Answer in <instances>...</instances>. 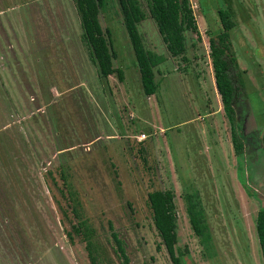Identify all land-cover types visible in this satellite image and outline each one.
Returning <instances> with one entry per match:
<instances>
[{
	"label": "rangeland",
	"instance_id": "obj_1",
	"mask_svg": "<svg viewBox=\"0 0 264 264\" xmlns=\"http://www.w3.org/2000/svg\"><path fill=\"white\" fill-rule=\"evenodd\" d=\"M189 1L199 33L185 31L183 60L168 54L140 0L144 46L165 56L147 95L119 0H103L99 20L122 80L98 74L75 0H0V264H91L71 226L79 218L92 227L98 264H172L152 221L154 188L174 190L182 264H263L255 220L264 207V0ZM219 8L235 22L242 156L209 55ZM193 189L212 234L207 245L186 214L183 194Z\"/></svg>",
	"mask_w": 264,
	"mask_h": 264
},
{
	"label": "trees",
	"instance_id": "obj_2",
	"mask_svg": "<svg viewBox=\"0 0 264 264\" xmlns=\"http://www.w3.org/2000/svg\"><path fill=\"white\" fill-rule=\"evenodd\" d=\"M80 12L82 26L81 38L88 49L90 59L97 64L98 74L108 77L116 73L119 80L124 78L123 70L112 63L116 56L113 48L109 28L103 30L99 20L100 7L103 0H75ZM122 9V22L129 37L136 64L140 74V80L145 94L155 92V67L161 63L165 56L144 46L141 34L138 30V22L146 17V11L140 0H119ZM149 15L155 20L157 29L166 46L168 54L180 56L186 60V30L199 33L194 12L189 0H146ZM221 28L209 35V55L211 59L212 73L216 89L220 95L222 107L230 122L231 142L237 156H242L244 151V139L238 132L243 129L241 119L239 123L236 117L235 104L237 105L238 91L241 83L238 80L239 65L235 54L232 53L230 30L235 22L228 9H218ZM142 150V148H140ZM148 203L152 211V221L161 242L164 245L172 264H182L181 257L175 250L177 242L175 222L174 190L170 188H154L147 192ZM185 209L190 225L203 244H209L212 234L208 227L205 211L198 190H188L183 194ZM73 213L81 216L80 210L72 204ZM256 232L260 244L262 263L264 264V207L256 214ZM72 229L79 233L85 241L91 264H98L94 254L92 239V227L85 218H79L71 224ZM110 234L115 244V250L128 260L122 238L109 222ZM69 235L71 233L68 232Z\"/></svg>",
	"mask_w": 264,
	"mask_h": 264
},
{
	"label": "built area",
	"instance_id": "obj_3",
	"mask_svg": "<svg viewBox=\"0 0 264 264\" xmlns=\"http://www.w3.org/2000/svg\"><path fill=\"white\" fill-rule=\"evenodd\" d=\"M145 136V134L142 132L140 135H139V138H142V137H144Z\"/></svg>",
	"mask_w": 264,
	"mask_h": 264
}]
</instances>
